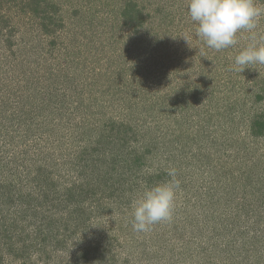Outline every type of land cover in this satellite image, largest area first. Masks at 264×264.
<instances>
[{
	"label": "rangeland",
	"instance_id": "obj_1",
	"mask_svg": "<svg viewBox=\"0 0 264 264\" xmlns=\"http://www.w3.org/2000/svg\"><path fill=\"white\" fill-rule=\"evenodd\" d=\"M187 4L0 0V264H264V65ZM169 167L171 221L134 231Z\"/></svg>",
	"mask_w": 264,
	"mask_h": 264
},
{
	"label": "clouds",
	"instance_id": "obj_2",
	"mask_svg": "<svg viewBox=\"0 0 264 264\" xmlns=\"http://www.w3.org/2000/svg\"><path fill=\"white\" fill-rule=\"evenodd\" d=\"M187 10L195 24V35L215 51L236 46L238 33H249L250 42L233 59V71L242 73L252 65H264V34L257 31L264 7H258L255 0H188ZM183 38L188 42V34ZM165 171L170 179L145 187L132 201L131 223L138 233L172 219L180 181L174 167ZM147 172L154 174L155 169Z\"/></svg>",
	"mask_w": 264,
	"mask_h": 264
},
{
	"label": "trees",
	"instance_id": "obj_3",
	"mask_svg": "<svg viewBox=\"0 0 264 264\" xmlns=\"http://www.w3.org/2000/svg\"><path fill=\"white\" fill-rule=\"evenodd\" d=\"M15 242L16 243H19V240L17 238H15V240L12 243H15ZM10 244H11V239H7L6 238L4 241H1L0 242V250H1V253H3L6 250H10V248L8 247Z\"/></svg>",
	"mask_w": 264,
	"mask_h": 264
}]
</instances>
